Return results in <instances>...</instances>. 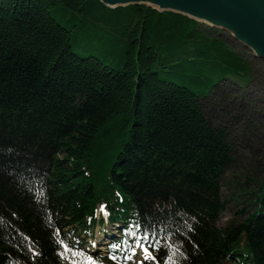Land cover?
Listing matches in <instances>:
<instances>
[{
  "label": "trees",
  "instance_id": "trees-1",
  "mask_svg": "<svg viewBox=\"0 0 264 264\" xmlns=\"http://www.w3.org/2000/svg\"><path fill=\"white\" fill-rule=\"evenodd\" d=\"M252 74L180 14L0 0V264H98L73 232L102 211L129 243L168 241L158 264H264V189L216 227L231 149L201 105Z\"/></svg>",
  "mask_w": 264,
  "mask_h": 264
},
{
  "label": "rangeland",
  "instance_id": "rangeland-1",
  "mask_svg": "<svg viewBox=\"0 0 264 264\" xmlns=\"http://www.w3.org/2000/svg\"><path fill=\"white\" fill-rule=\"evenodd\" d=\"M200 24L241 53L253 69L248 85L225 81L209 98L201 101L207 122L226 131L231 149V162L221 181L225 210L216 224L218 229L224 230L255 211L258 194L264 189H261L264 181V60L255 57L228 31ZM262 210L264 212V206ZM107 227L106 224L103 229ZM113 229L110 231L116 232ZM98 231L96 228L95 237L91 232L90 239L95 241ZM103 240L101 238L100 242Z\"/></svg>",
  "mask_w": 264,
  "mask_h": 264
},
{
  "label": "water",
  "instance_id": "water-1",
  "mask_svg": "<svg viewBox=\"0 0 264 264\" xmlns=\"http://www.w3.org/2000/svg\"><path fill=\"white\" fill-rule=\"evenodd\" d=\"M115 9L143 5L172 12L198 23L228 31L240 44L264 60V0H100ZM158 1V2H157Z\"/></svg>",
  "mask_w": 264,
  "mask_h": 264
},
{
  "label": "bare ground",
  "instance_id": "bare-ground-1",
  "mask_svg": "<svg viewBox=\"0 0 264 264\" xmlns=\"http://www.w3.org/2000/svg\"><path fill=\"white\" fill-rule=\"evenodd\" d=\"M147 1H149V2H156L155 0H147ZM158 2V1H157ZM208 26V25H207ZM245 47V46H244ZM247 48V47H246ZM250 50V49H249ZM253 52V51H252ZM253 53H256V52H253ZM254 55V54H253ZM114 231H116V230H114Z\"/></svg>",
  "mask_w": 264,
  "mask_h": 264
}]
</instances>
